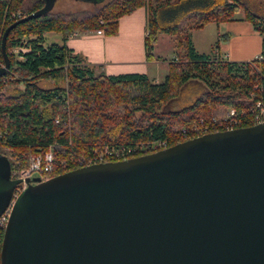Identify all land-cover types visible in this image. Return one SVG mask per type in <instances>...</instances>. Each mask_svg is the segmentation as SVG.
Segmentation results:
<instances>
[{
    "label": "trees",
    "instance_id": "16d2710c",
    "mask_svg": "<svg viewBox=\"0 0 264 264\" xmlns=\"http://www.w3.org/2000/svg\"><path fill=\"white\" fill-rule=\"evenodd\" d=\"M250 2L108 0L92 9L51 10L18 23L6 40L10 68L0 76V152L13 168H27L31 155L51 150V178L83 164L153 153L144 150L152 142L164 140L168 148L198 137L192 132L195 125L222 120L228 109L241 119L238 128L255 125L256 104L264 102V5L260 2L254 10ZM43 5L44 0H0V67L5 65V29ZM140 7L147 11L148 60L155 58L160 35L174 38L175 57L163 82L154 83L144 74L106 75L67 46L71 35L85 31L116 35L119 19ZM13 13L20 17L12 18ZM238 13L263 36L262 59L235 63L196 51L191 30L230 21ZM48 32L60 33L62 42L46 43ZM15 48L26 51L15 53ZM190 80L205 83L206 93L181 109L163 110ZM107 151L125 154L102 160ZM4 231L0 227V254Z\"/></svg>",
    "mask_w": 264,
    "mask_h": 264
},
{
    "label": "water",
    "instance_id": "95a60500",
    "mask_svg": "<svg viewBox=\"0 0 264 264\" xmlns=\"http://www.w3.org/2000/svg\"><path fill=\"white\" fill-rule=\"evenodd\" d=\"M56 1L5 29L0 76L10 30ZM11 168L0 152V215L22 183ZM25 181L0 264H264V122Z\"/></svg>",
    "mask_w": 264,
    "mask_h": 264
},
{
    "label": "crops",
    "instance_id": "0c3cea01",
    "mask_svg": "<svg viewBox=\"0 0 264 264\" xmlns=\"http://www.w3.org/2000/svg\"><path fill=\"white\" fill-rule=\"evenodd\" d=\"M146 18V9L140 7L119 19L116 35L85 31L71 35L66 44L73 53L83 56L106 75L144 74L152 82L161 83L175 57L174 38L160 35L153 50L155 58L148 60ZM191 34L196 51L211 59L243 63L252 61L263 51V36L243 14H237L230 21L212 22L201 29H193ZM57 35L62 41V35Z\"/></svg>",
    "mask_w": 264,
    "mask_h": 264
},
{
    "label": "built area",
    "instance_id": "2783aa9c",
    "mask_svg": "<svg viewBox=\"0 0 264 264\" xmlns=\"http://www.w3.org/2000/svg\"><path fill=\"white\" fill-rule=\"evenodd\" d=\"M12 18L20 17V13H13L11 15ZM97 32L99 34H103V30L98 29ZM20 51L25 52V49L15 48L14 52L19 53ZM263 56L260 55L257 57V59H262ZM254 121L256 124L264 122V102L259 101L256 104L255 110H254ZM239 124H241V119L237 116L236 111L234 109H228L226 112V115L224 119L220 120L217 118H212L211 120H201V122L198 125H195L192 132L193 134H196L198 136L208 134V133H214L219 132L222 130H231L238 128ZM184 133H189V130L184 129ZM167 148V142L157 141L152 142L144 148V150L157 152L159 150ZM125 152V151H124ZM124 152L120 151H107L105 155H101V159H111L110 157L114 158H120L121 156H124ZM105 160V159H104ZM54 154L51 150L45 152L44 154L38 153L31 155L29 158V164L27 168H17L12 167L11 168V178L12 179H22V183H20L13 194V199L10 203V205L6 208V210L0 215V227L5 228L10 214L12 210V206L14 204L15 198L20 194V192L25 189L28 186V182H26V179H29L31 183H35L32 181V178L35 176H38L41 178V180H47L49 179V174L54 170ZM82 165V164H81ZM87 164H83V166H86ZM90 165V164H88Z\"/></svg>",
    "mask_w": 264,
    "mask_h": 264
},
{
    "label": "rangeland",
    "instance_id": "374dc122",
    "mask_svg": "<svg viewBox=\"0 0 264 264\" xmlns=\"http://www.w3.org/2000/svg\"><path fill=\"white\" fill-rule=\"evenodd\" d=\"M108 0H98V1H91V0H57L55 3L54 8L52 9L54 12L56 11H71L77 12L80 10H88L94 8L93 4H101L103 2H107ZM251 7L254 10H257L259 7V3L262 2L264 5V0H249ZM241 14L242 13H238ZM59 33L51 32L47 33L46 41L48 44L50 43H61L62 41L59 39ZM166 37H170V35H165ZM207 91V86L205 83L199 80H190L186 83L182 88L177 97L171 100L167 105L163 107V110H178L183 107H186L192 104L197 98L204 95ZM119 161V160H118ZM87 166V165H86Z\"/></svg>",
    "mask_w": 264,
    "mask_h": 264
}]
</instances>
